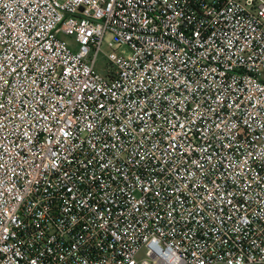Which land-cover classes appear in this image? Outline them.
<instances>
[{
	"label": "built area",
	"instance_id": "obj_1",
	"mask_svg": "<svg viewBox=\"0 0 264 264\" xmlns=\"http://www.w3.org/2000/svg\"><path fill=\"white\" fill-rule=\"evenodd\" d=\"M0 264H264V0H0Z\"/></svg>",
	"mask_w": 264,
	"mask_h": 264
},
{
	"label": "rangeland",
	"instance_id": "obj_2",
	"mask_svg": "<svg viewBox=\"0 0 264 264\" xmlns=\"http://www.w3.org/2000/svg\"><path fill=\"white\" fill-rule=\"evenodd\" d=\"M108 65L109 64L107 63V61L101 57L99 59L98 65H97V69L101 74H106ZM142 256H143V254H142Z\"/></svg>",
	"mask_w": 264,
	"mask_h": 264
}]
</instances>
